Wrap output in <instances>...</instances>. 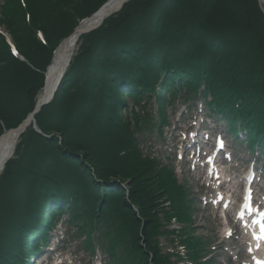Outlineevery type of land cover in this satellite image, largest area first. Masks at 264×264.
<instances>
[{
    "label": "trees",
    "instance_id": "1",
    "mask_svg": "<svg viewBox=\"0 0 264 264\" xmlns=\"http://www.w3.org/2000/svg\"><path fill=\"white\" fill-rule=\"evenodd\" d=\"M104 1L82 0V6L75 0L47 4L44 11L34 13L31 27L12 23L9 29L33 68L43 71L48 53L36 40L34 29L42 30L47 41L56 46L71 32L77 17L91 15ZM158 43L170 50V56L181 55L180 47L186 50L183 69L192 65L199 70L208 60L214 78L231 70L248 86L261 84L258 93L264 102V26L257 0L129 2L80 39L58 93L35 116L45 137L28 128L20 137L15 158L6 164L0 179V264H20L22 231L36 224L47 197H75L90 208V216H97L102 202L101 211L111 219L121 222L127 218L128 231L117 237L128 240L133 253L141 251L134 242L140 222L133 205L143 220H148L147 234L155 232L156 224L149 220L155 200L147 184L132 180L126 185L130 202L124 199L121 184L136 167L131 166L130 155L121 156L132 138L128 125H117L118 92L113 80L117 74L110 64L122 57L133 61L131 53L145 57V44ZM197 47L205 60L197 54ZM9 56L0 36V120L4 129L15 128L33 110L43 85L42 75L11 62ZM123 63L119 69L124 68ZM2 130L0 125V133ZM111 179L118 181L100 183Z\"/></svg>",
    "mask_w": 264,
    "mask_h": 264
},
{
    "label": "rangeland",
    "instance_id": "2",
    "mask_svg": "<svg viewBox=\"0 0 264 264\" xmlns=\"http://www.w3.org/2000/svg\"><path fill=\"white\" fill-rule=\"evenodd\" d=\"M152 107H153V105L152 104H150L149 106H148V110L149 111H151L152 110ZM141 137L143 138V141L141 142V148H142V150L144 151V153L145 152H150L151 151V148L152 149H156L155 148V146H157V147H159V148H161V142L159 141V139L157 138V136L156 135H154L153 134V128H151L149 131H147V132H142L141 133ZM171 138H173V137H171ZM177 141H174V143H176ZM169 147V146H168ZM168 154V153H167ZM167 154L166 153H163V154H161V153H158V155H162V159H164V157L165 156H167ZM173 165V164H172ZM175 166H176V168H177V173L178 174H182V172H183V175L189 180V181H192V179H191V175H190V173L188 172V170L183 166V165H179V164H177V162H175ZM180 171H181V173H180ZM180 176V175H179ZM181 177V176H180ZM75 246H73V248H74ZM70 253H71V255H74V254H76L75 253V251H74V249H72L71 248V251H70ZM78 255V254H77Z\"/></svg>",
    "mask_w": 264,
    "mask_h": 264
},
{
    "label": "bare ground",
    "instance_id": "3",
    "mask_svg": "<svg viewBox=\"0 0 264 264\" xmlns=\"http://www.w3.org/2000/svg\"><path fill=\"white\" fill-rule=\"evenodd\" d=\"M116 3H117V0H112V1L109 3V6H108V7H109V8H112V7H114V5H115ZM72 42H73V38H72V40L67 44V47H66V48H68V51L71 50ZM68 51H67V53H68ZM52 88H53V85H52V86L48 85V87H47L48 91H47V93H46V97L49 98V96H50V92H51ZM12 146H13V140L11 139V140L8 142V144L6 145V147H5L4 151H3V153H2L1 156H0V165H1L2 163H4L5 159H6V158L12 153V150H13Z\"/></svg>",
    "mask_w": 264,
    "mask_h": 264
},
{
    "label": "water",
    "instance_id": "4",
    "mask_svg": "<svg viewBox=\"0 0 264 264\" xmlns=\"http://www.w3.org/2000/svg\"><path fill=\"white\" fill-rule=\"evenodd\" d=\"M105 15H102L101 16V18H103ZM89 29V27H87V28H85V31L86 30H88ZM42 104V101H40L39 103H38V105H37V108L35 109V112L38 110V108H39V106ZM33 120V118H32V115H30L29 117H28V119L20 126V127H18L17 129H15V130H12V131H10V132H8L7 134H6V136L4 137V138H2V140L0 141L1 143H0V151H1V149H2V147H4V145H5V143H6V140H7V136H8V138L9 137H11V138H15L27 125H28V123L30 122V121H32Z\"/></svg>",
    "mask_w": 264,
    "mask_h": 264
},
{
    "label": "snow or ice",
    "instance_id": "5",
    "mask_svg": "<svg viewBox=\"0 0 264 264\" xmlns=\"http://www.w3.org/2000/svg\"><path fill=\"white\" fill-rule=\"evenodd\" d=\"M13 51L15 52V49H13ZM223 145H222V142H221V147H222ZM222 198V197H221ZM250 201H251V190L249 189V191H248V193H247V195H246V197H245V207L247 208V207H250ZM225 206H227V205H225ZM241 219H242V217H241ZM231 233H229V235H230ZM254 238L255 239H258V240H264V227H262L261 228V230H260V234L259 235H256V234H254ZM257 247H259V245H257ZM249 251H252V249L251 248H249L248 249ZM253 260H255V264H264V260H256V258L255 257H253Z\"/></svg>",
    "mask_w": 264,
    "mask_h": 264
}]
</instances>
